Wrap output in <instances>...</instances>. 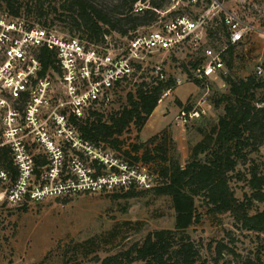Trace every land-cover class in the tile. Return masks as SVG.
<instances>
[{
  "label": "rangeland",
  "instance_id": "1",
  "mask_svg": "<svg viewBox=\"0 0 264 264\" xmlns=\"http://www.w3.org/2000/svg\"><path fill=\"white\" fill-rule=\"evenodd\" d=\"M62 1L18 0L21 5L18 15L54 27L62 33L86 38L83 28H77L72 23L71 12L59 7ZM94 1L107 10L112 9L111 4L116 2ZM149 1L151 0L144 4L147 6ZM218 1L251 27L244 40L235 45L232 66L225 67L224 75L230 73L234 78H242L251 72L257 73V66L264 67V0ZM140 3L142 2L138 0L133 7ZM209 4L207 0H166L158 9L161 12L156 11L151 21L138 25L137 29L144 31L153 26L160 15L163 18L164 15L170 17L178 13L194 16ZM39 5H42V15L37 11ZM54 5L58 9H53ZM4 9L5 1L0 0V10ZM221 15V10L212 8L200 46H188L154 55L143 69L136 70L117 83L109 91L108 98L93 107L107 116L127 104L129 91L134 92L142 81L151 83L156 79L151 70L156 62H161L165 79H175V85L163 92L141 130L138 131L132 124L127 132L119 136L122 139L121 150L116 153L122 154L124 150H129L132 155H136L132 151V144L146 142L153 135L166 131L167 144L173 140L177 156L183 165L189 156L190 146L200 139L196 127L218 121L219 115L223 113L224 103L215 107L213 100L228 93L229 86L225 78L218 74L199 84L192 79L195 67L203 58V47L211 45L220 48L226 42L225 31L220 24ZM129 25L124 27H128L129 33H133ZM211 31H215V34L212 35ZM105 35L114 47L126 43L128 38L113 29H109V33ZM201 98L205 99L206 114L184 124L179 118L181 111L192 107ZM255 144L257 150L254 146L246 149L248 157L256 160L260 168L264 169V138ZM143 149L144 147L137 154H142ZM173 152L172 150L171 154ZM149 165L148 171L156 179L155 165ZM156 182L157 180L153 183ZM231 185L236 196L243 199L247 189L243 190V181L234 178ZM126 190L127 188H117L105 192H80L68 197L47 198L41 202L17 205L0 202V264H66L68 261L100 264V259L105 256L142 241L148 232L174 227V209L168 196H156L148 190L127 198L124 196ZM195 204L201 220L191 225L187 231L202 259L214 263L217 245L221 242L227 248L223 249L217 264H242L247 256H259L264 261V234L241 229L229 213H207L201 196L195 197ZM252 208L264 209V201H254Z\"/></svg>",
  "mask_w": 264,
  "mask_h": 264
},
{
  "label": "built area",
  "instance_id": "2",
  "mask_svg": "<svg viewBox=\"0 0 264 264\" xmlns=\"http://www.w3.org/2000/svg\"><path fill=\"white\" fill-rule=\"evenodd\" d=\"M144 7L142 2L134 10ZM213 7L221 10L227 36L220 48L202 49L193 78L205 83L226 73V49L251 29L218 0L194 16L160 15L153 26L136 29L117 47L107 35L102 43L92 42L0 10V202L17 205L80 192L150 188L154 178L144 164L89 141L75 122L84 121L117 83L143 69L154 55L200 46ZM41 48L54 52L58 70L41 74ZM151 70L165 79L161 62ZM257 74H264V67L257 66ZM204 103L201 98L184 108L179 118L184 124L200 119L206 114ZM5 158L11 168L2 166Z\"/></svg>",
  "mask_w": 264,
  "mask_h": 264
},
{
  "label": "trees",
  "instance_id": "3",
  "mask_svg": "<svg viewBox=\"0 0 264 264\" xmlns=\"http://www.w3.org/2000/svg\"><path fill=\"white\" fill-rule=\"evenodd\" d=\"M3 1L6 10L18 15L21 6L18 0ZM137 1L116 0L110 10L96 5L94 0H63L59 7L71 12L72 23L77 28H83L88 40L99 43L104 40L109 29L130 37L128 27L124 26L130 24L129 28L134 31L138 25L151 21L155 9L163 6L166 0H151L141 11H132ZM139 1L145 3L148 0ZM41 8L42 5L37 6L39 15L43 14ZM52 8L58 9L55 5ZM220 24L227 36L226 27L222 21ZM211 33L213 35L215 31ZM234 47L229 45L226 49L225 67L232 66ZM38 57L42 64L41 74L52 69L58 70L52 50L41 48ZM220 75L225 78L229 89L228 93L219 95L213 103L215 107L224 103L223 113L216 123L207 122L196 127L200 139L190 146L189 156L183 165L173 140L167 144L166 131L153 135L146 142L132 144V151L136 155H132L129 150L119 153L131 162L140 161L148 166L147 169L150 163H154L157 174L154 182H157L150 188H140L142 191L131 186L124 196L131 198L148 190L156 196H168L174 209V227L152 230L142 241L100 259V264H217L227 245L218 243L215 262L210 263L201 258L199 249L187 231L201 220L195 204L196 196H201L207 213H229L241 229L264 234V209L252 208L254 201H264V169L260 168L256 160L248 157L249 152L246 151L250 146L257 150L255 143L264 138V74L258 75L254 71L242 78H234L230 73ZM192 80L196 84L200 83L195 77ZM174 85L175 79L171 77L163 80L156 78L151 83L142 81L134 92L127 93V104L121 108L107 116L91 108L84 121L75 123L89 141L105 143L102 144L104 147L120 151L122 139L119 136L127 132L132 124L138 131L141 130L163 92ZM143 147L142 154L138 155ZM172 150L174 152L171 154ZM6 160L2 166L11 168V162ZM234 178L243 181V190L247 188L243 199L236 196L231 185ZM66 264L81 263L68 261ZM242 264H264V261L259 256H247Z\"/></svg>",
  "mask_w": 264,
  "mask_h": 264
}]
</instances>
